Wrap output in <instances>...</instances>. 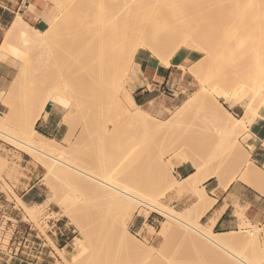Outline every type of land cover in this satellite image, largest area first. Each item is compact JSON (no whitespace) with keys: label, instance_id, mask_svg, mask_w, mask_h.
<instances>
[{"label":"rangeland","instance_id":"rangeland-1","mask_svg":"<svg viewBox=\"0 0 264 264\" xmlns=\"http://www.w3.org/2000/svg\"><path fill=\"white\" fill-rule=\"evenodd\" d=\"M48 1L50 3L51 9L52 1ZM72 1L75 2L76 5L74 4L71 7V10L67 9V11H65L66 13H64L63 16L65 17V26L63 28L64 31L62 30L59 36L54 40L52 44L53 47H51L52 50L48 49L49 47H46L44 44L41 47H27L21 43L18 36H11L10 40L12 46L10 45L9 53L6 54L11 58L10 63L12 64L11 66H14L15 68V74L18 73V69L22 65V58L25 57L23 64L28 66V71L31 77L33 74H35L34 76H36V74L39 76H36V79L34 77L32 78L35 80H33L34 83H36V81H41L40 85L42 84L41 86H37V88L34 87V89L30 91V94L33 92V95H35V97L32 95L35 98H32V100H35L33 102H36L34 104L37 106V104L39 105L41 103L39 101H42L40 99H42L44 96L43 93L47 94V92L49 93L53 90L52 88H55L50 85L51 89L49 91V87L45 88L44 85H47L45 80L47 79V73H50L49 71L52 70L49 69L52 67L50 62H53V60L56 59L59 63L58 65L60 67L62 65L61 68L63 70L58 69V71L60 70V73L57 72L58 74L56 73V70V75H54V70L51 71L55 77L52 76L53 78L50 79L49 84L54 85L57 82L56 87L58 88L59 79L60 82H62L63 79L68 78V80L70 79V81L74 84L73 87H75L73 88L74 91L71 92L73 95L68 93V96L71 95V101H73V111L70 110L71 108H67V102H69L67 94L66 98L60 96V99L58 100L59 103L64 100L67 108V111L60 109L63 115V122L65 117L69 119L68 123H65L68 131L65 137L69 140V142L63 144L66 146L64 149L66 151V158L68 157L67 159H71L70 161L74 160L76 165L87 171L98 173L99 175L106 174L115 178L123 187H127L126 189L129 188L139 192V194L146 195L148 198L156 199V204L162 209L167 210L170 208L177 211H183L184 217L182 218L190 223H195V220H190L191 217L188 218L186 213V208L191 205V202H188L186 206L179 209L166 202L167 194L172 192L170 189L174 179V170L179 167L175 166V160L177 161V157L173 152L177 139L174 134L176 132L169 136H164V131H158L155 129L151 130L141 123H135L128 119H124L120 114L119 106H116V103L119 101L116 102L118 99L115 97L114 92L111 95L110 101L105 102L106 100H104V98L99 95L98 90L95 87H92L94 86L93 82L96 80L94 77L95 70H92L94 69L95 65H97L98 58L96 55L99 53L97 48L99 43L96 42L97 31L93 25L98 12L97 5L99 0H54L53 5L56 6L59 4L61 8L60 10H62ZM137 1L139 0H104L103 3L106 5V8L109 10L110 14L116 15L118 13L120 14L126 12L131 7H133ZM52 8L54 9V7ZM77 8H79V10ZM57 12H59V9L57 10V8L51 11L53 14ZM125 17L127 28H133V21L131 17L128 15ZM226 31H229L228 28H222L221 30L218 29L217 35L215 34V39H207L209 40L208 44L206 42L207 40L205 41L204 38L199 40L197 39V41L193 40L195 41V44H193V41L191 40V46H186L185 44L179 43L180 46L182 45L180 47L179 44H175L174 47L177 49V51L173 57H170L171 62L180 64L181 61H177V58L182 54V51L187 52L188 55L196 54L198 58H196V56V59L190 57L192 61H188L185 66L181 62L182 66L185 68L182 70L176 66H173L178 69H176V74L173 75L168 88H166L165 96L154 100L155 102L153 105L150 106L147 104L143 107L145 110H148L158 122L163 123L167 120H171L182 102L187 99L189 95H193L204 86L207 87V91L210 94L211 99L215 101L218 92L225 91L230 96L233 95L236 88L241 84H247V86L249 85V89L251 90H249L247 94L248 96L246 95L244 98V105H242L240 110L237 108L232 110L233 114L236 116H240L244 113L245 105L249 101H253V105L256 109L259 108L257 110L258 112L261 108H264L262 102L264 99H262L261 96L258 98L253 96L254 90L259 88L257 81L264 78V72L260 71L259 69V59H264V28L258 31L257 29L252 30L250 38H248L246 35L245 37L248 39L246 38L245 42L242 41V43L236 41V39H233V37L228 36V33L234 32V28H232L228 33ZM206 46L207 48L210 47L211 51L213 50V52L217 51L219 56L216 63L213 65L209 63H206L205 65L204 63L203 66L205 70L203 68V71L198 74L200 75L199 77L194 76L192 71H195L196 69V67L193 69L194 65H197L195 62L198 61L199 63L201 58L203 59L202 61H205V58L208 59V57H206L207 55L201 50ZM88 47L89 49L97 48V52H94V55L92 53H87L89 52L86 50ZM132 50L130 49L131 52ZM160 52L168 54V52L165 50H160ZM23 54L25 55L23 56ZM94 56L96 57V59L94 58L95 61L94 59L92 60ZM69 58L70 60L72 59L73 63H75L73 66L74 69L72 72H70L72 73L70 77H68L69 73H65V63L68 62L67 59ZM136 58L138 64H132L130 59L125 60L123 62L124 64L121 62L113 63L109 67L105 68V71H103L104 74L102 72L100 77L105 75L103 78H109L110 76L113 79L112 85L114 87L117 85V82H120L121 84L123 82L126 84L125 88H127L129 84L138 80V75L142 73L143 68L148 66L149 63L158 66L157 57L148 50L141 49L136 54ZM35 60L39 61L37 63H40L38 65H41V69L35 65ZM29 61L31 62L30 67L27 64ZM32 61L34 66L31 65ZM62 62H64V64ZM82 64L85 65V67L88 65L87 68L88 70L91 68L90 71L86 70ZM90 64L94 67H90ZM43 69L46 71V73L43 72ZM131 69L135 70L132 71ZM37 70L40 72L42 70L41 74ZM33 71L35 73L31 74ZM82 73L84 74L85 79L82 78ZM215 73L217 75H215ZM79 75L81 79L80 77L76 79ZM85 75L89 78H87ZM55 78L57 81H54ZM42 80L45 82V84L44 82L42 83ZM77 82H79L78 85ZM83 86L86 87L84 88ZM41 87L44 90L42 95L39 93V91L42 90ZM82 87L84 89H82ZM92 88L95 89L93 90L94 92L92 91L94 96L93 93L92 95L90 93ZM96 90L97 93H95ZM87 92H89L88 95L86 94ZM95 96L96 99L98 98L97 100L95 99ZM120 96L122 99H124L123 91L121 92ZM218 99L223 105H228L229 97H219ZM260 102L262 103L259 104ZM50 103L53 104L52 102ZM53 107L57 109L54 104ZM24 109L25 107L23 106V103L18 101L15 110L11 111L9 114L10 116L8 115L6 122H8V126L11 129H9L10 131L18 130L17 126L20 125L22 111ZM5 112H8V109L0 102V115H3ZM191 113L186 115L188 118L187 122H189L188 126H191L192 123L194 126L190 133L184 137V139L192 148L203 147L202 145H207L209 150L215 151L213 153H218V151H216L218 150L217 147L219 150L220 147L222 148L223 159L220 155L219 158L218 156L217 158L222 159V162L225 161L224 164L221 163L222 165H229L226 174H224L222 178L224 177L225 180H228L232 176L239 174L241 171H244L249 167L251 168V166L255 164L251 158L252 149L249 150L248 148L249 137L246 133L238 132L239 135L237 136L238 133L236 134L237 138L232 139L231 137L224 135L222 131L215 126V124H206L205 120L200 115V112L196 113L195 118L191 116ZM257 117L258 116H256V118ZM36 129L41 132V129L37 125ZM208 156L209 155H207L205 159ZM217 158L215 157V163L217 162L218 164L220 162H218ZM155 161L161 162V166L157 165L158 163ZM169 161L171 164L173 162L172 165L174 167L169 164ZM213 161L214 159L212 160L211 165H216ZM43 163L48 165L51 164L50 160L41 156H33L24 148L14 146L2 136H0V180L4 181L2 175L16 182L22 178L25 186L29 182H33L34 178H30V176L32 175V172H35L34 176H40L41 187L44 189L46 194L44 197V205L48 202L47 205H43L41 208H33V210H29L28 208L24 207L20 200L16 197L17 204H13L15 206L13 209L10 208L13 210V213L12 215L8 214L7 217H14V213L16 212L15 215H19L24 221H30L34 223L45 235L48 244L46 245L45 251L32 255L24 252L22 253L20 248H16V244L11 245L10 247V243L13 239V231L10 230L9 232H6L7 220L9 219L5 217L2 219L0 226V247L5 250L4 257L7 259L15 261L16 264H60V252L57 250V248L71 251L73 247L72 244L81 236L80 229L72 224V222L69 220V217L67 216L68 213H72L74 217L81 218L82 226L84 228H89L94 224H96L98 227H109L113 218L118 217L120 219H125L127 213L133 212L131 220L128 221L125 226L128 227V230L131 235H133V237H136L147 247L156 248L160 252L163 250V254L162 252L160 253L162 254V257L158 259V262H156L157 264H211L209 261H206V257L208 256L199 255L198 252L196 253L195 251L191 250L192 248L185 243L182 242L181 244V237L185 230H189L191 233L196 234L195 231H193L191 228H188L185 224L174 222L172 230L165 235V233L162 232V228L168 219L163 217L160 213L154 211L152 208H149L145 205L141 206V204H133L132 207H130V204H125L123 206H119L117 204L118 206H116V204L111 203L110 199L100 197L92 190L84 187H81V189H76V187L73 186L71 182H69L70 180L67 179L64 171L60 170V172L56 173V170L54 172L53 169L52 172L48 173L47 169L43 167ZM187 164L191 165L190 163ZM61 168L62 167H60V169ZM65 168L63 167L62 169ZM206 172L210 173L211 171ZM91 181L95 182L93 180ZM103 187L111 190L106 186ZM187 193L193 194V192ZM31 211H34V215ZM151 215L156 216L155 223L149 222ZM137 217L146 218L144 228L139 231L131 227L132 221ZM57 220H60L59 223ZM11 222L14 223L12 229L14 230V228H16L18 231L19 225L15 221ZM54 223H58V226L61 227V229L58 230L57 235L64 239L63 241H60L58 246L51 238V234L57 230V225ZM53 226L54 229L51 231ZM258 229L259 228L257 226H252L250 223H247L238 232L225 234L223 236L226 238L230 236L235 240H238V238L242 240H249L251 238L249 231H258ZM61 232H63L64 235L61 236ZM48 233H50V235H48ZM85 240L87 242V252H85V259L82 261V264H120V262L122 263L123 261H130V263L135 264L136 262V258L131 256L122 247H120L113 235L110 233H95L88 231ZM95 241L99 242L97 246L90 245ZM51 250H53V252ZM238 250L244 252L245 256L250 262L264 263V249L262 247H260L257 251L249 249L244 250L242 248L240 249L239 247ZM218 252L226 254V252L221 249H219ZM201 256L202 259L200 258ZM5 260L6 259L0 258V264H6Z\"/></svg>","mask_w":264,"mask_h":264},{"label":"bare ground","instance_id":"bare-ground-1","mask_svg":"<svg viewBox=\"0 0 264 264\" xmlns=\"http://www.w3.org/2000/svg\"><path fill=\"white\" fill-rule=\"evenodd\" d=\"M103 1L104 0H99L98 2V12L96 19L93 22L94 28H96L97 31L96 42L99 43V46H97L99 53L96 55V57L98 58V61L96 60L97 65H95V67L91 64L89 65L90 67H94L92 71L95 70L94 77L96 79V82H93L94 86L92 87H95L98 90L99 95L103 97L104 100H106L105 102L110 101L111 95L114 92L115 97L118 99L116 100V102L119 101L116 103V106H119L120 114L124 119H128L135 123H141L144 126L150 128L151 130L155 129L158 131H164V136H169L174 132L177 133H174L177 139L176 145L173 149V152L177 157V161L175 160V166H182L184 164L190 163L194 168V172L181 179L174 178L170 190L176 191L178 193L193 192V194L198 198L197 202H194L186 208L187 217H191L190 220L193 218V214L197 215V217L195 216L196 219H194L195 223H190L184 218H182L184 217L183 211H177L170 208L167 210L162 209L156 204V199L148 198L146 195L139 194V192H136L132 189H126L127 187H123L115 178L109 175H99L98 173L90 172L83 169L82 167H79L74 163V160L70 161L71 159L69 160L67 159L68 157L66 158V151L64 150L66 146L63 144L69 142L67 138H65L63 141L51 139L36 129V125L44 114L46 106L50 102L59 100L60 96L66 98L69 95L68 93L74 91L73 88H75L73 87L74 84L70 81V79L68 80V78L63 79L62 82H60V79L57 78L59 79V89L56 87L57 82L55 83L56 85L49 84L50 79L53 78L52 76L56 75L55 71L57 70L56 73H60L59 71L62 69V65L60 67L56 59L53 60V62H50V65H52V67L49 68L52 69L51 71L54 70V75L51 71H49L50 73H47V79H45L47 85L42 80V83L44 82L45 84H43L44 87H49V91L51 89L50 85L55 88H52L53 90L51 92H47V94H45L43 93L44 90L41 87L43 91L41 90L42 92L39 91V93L41 95L43 93L44 96H41L42 99L40 100L42 101H39L41 103L35 106L36 104L34 103L36 102H33L35 100H32V98L35 99V95H33V92L32 94H30V91H32L34 87L37 88V86L40 85L41 81H36V83L38 84L34 83L35 80L32 78L34 77L36 79V76H39L37 74L36 76H34V70L33 72H31V74H33V76L31 77L28 71V66H26V64H23V60L25 59V57L22 58V65L18 69V73L14 74V76L12 77V82L10 86L7 89H0V102L4 107L8 109V112H5L3 113V115H0V136H2L12 145L24 148L33 156H41L45 159L50 160V165L46 163L42 164L43 167L47 169L48 173L52 172L53 169L54 172L56 170V173L60 172V170L64 171L65 175L67 176V179L70 180L69 182H71V184L75 186L76 189H81V187H84L89 190H92L96 195L110 199L111 203L116 204V206L130 204V207H132L133 204H141V206L145 205L149 208H152L154 211L160 213L163 217L168 219L164 223L162 228V232L165 233V235L166 233H169V231L172 230L174 222H180L185 224L188 228H191L193 231H195L196 234L191 233V231L189 230H185L181 237V244L182 242L185 243L186 245L192 248L191 250L195 251L196 253L198 252L199 255L208 256L206 257V261H209L211 264H264L263 262H250L249 259H247V257L245 256L244 252L238 250V247L240 249H249L253 251L259 250L260 247L264 249V239L261 238L260 229H258V231L248 230L251 235V238L249 240H242L238 238V241L232 239L230 236V238H226L223 236V234L214 232L210 225H204L199 221V210L202 203L205 200H209L211 203L214 202V199H208L203 189L200 188V185H202L205 181L211 178H217L220 180L221 184L225 188H227L230 184L237 180L240 175L252 176L264 182V164L262 166L263 168H260L257 165L253 164L251 168L249 167L248 169L241 171L239 174L232 176L228 180H225L224 177L222 178V176L226 174L229 165L221 164H224L225 162H222V148L220 147L219 150V148L217 147L218 150L216 151H218V153H213L215 151L209 150L207 145H202L203 147L192 148L190 145L187 144V141L184 139V137L190 133L194 126L193 123L191 126H188L189 122H187L188 118L186 117V115L191 112V116L193 118L196 117L197 112H200V115L205 120L206 124H215V126L219 128L224 135L231 137L232 139L237 138L240 132L246 133L249 137L250 126L255 121L256 116H259V113L257 111L259 108L256 109L253 105V101H249L245 105L244 113L242 115L236 116L233 114L232 110H235L236 108L244 105V98L248 94L249 90H251L249 89L250 86L248 85V87L247 84H241L236 88L233 95L230 96L225 91L218 92L217 98L215 99V101H213L207 91V87L203 85L204 87H202L198 92L194 93L193 95H189V97L182 102L180 107L177 108V111L171 120H167L163 123H160L148 110H145L143 106L138 105L134 102L128 91L125 90L126 84H124L123 82L122 84L120 82H117V85L114 87L112 85L113 79L110 76L109 78H103V76L105 77V75H102V77H100L101 73L105 71V68L109 67L115 62L123 63L125 60L130 59L132 64H138L136 54L141 49L148 50L152 54H154L158 59V66H163L166 68L176 66L181 70L185 69L182 66L181 62L186 56H189L187 52H183L181 50L182 54L177 58V61H181L180 64H175L174 62L170 61V57H173L175 52L177 51V49L174 47L175 44L181 43L185 44L186 46H191V40L197 41V39L199 40L201 38H204L206 41L209 38L215 39L218 29L221 30L222 28H228L229 31L234 28L233 33H228L229 31H226L229 34L228 36L233 37V39H236V41L238 42H245L247 37L250 38L252 30L257 29L258 31L264 28V0H139L133 7H131L126 12L120 14L118 13L116 15L110 14ZM74 4L75 2L72 1L62 10H60L61 8L59 4L54 6V9H59V12L55 14L51 13V11L54 10L51 7L49 15L45 16V19L48 21V25L44 30H39L34 26L30 25L29 22L22 16V14L18 13L15 20L11 23V25L7 28L5 32L4 41L0 47V58H3L6 53H9V47L12 44L10 39L13 35L18 36L20 38L21 43L27 47H41L44 44L46 45V47H49L48 49H51V47H53L52 44L54 40L59 36L60 32L65 26V17H63L64 13H66L65 11H67V9L71 10V7ZM77 9L79 10V8ZM127 15L130 16L133 21V28L131 29L127 28V24L125 22V16ZM250 25L253 26L251 27ZM246 35L247 37H245ZM194 42L195 41H193L192 43L195 44ZM206 42L208 44L209 40H207ZM210 47L207 48L206 46L205 48L201 49L202 52L207 55L206 57H208V59L205 58V61L208 62L202 61V58L199 63L198 61L195 62V64L197 65H194L193 69H195V67L196 69L195 71H192L194 76H200L198 74L203 71L204 63L205 65L206 63L212 65L216 63L217 58L219 56L218 52H213V50L211 51ZM96 49H89L88 47L86 50L89 51L87 53H92L94 55V52H97ZM130 49H133L132 52L130 51ZM160 50H165L168 52V54L161 53ZM24 55L25 54H23V56ZM195 56L196 55L192 57L194 59L198 58L197 56L195 58ZM96 57L94 56L92 60L94 58L96 59ZM67 60L68 62L65 63V73H69L68 77H70V75L72 74L70 72H72V70L74 69L73 66L75 63H73L72 59L70 60V58ZM37 62L39 61H36L35 65H37L41 69V65H38L40 63ZM30 63V61L29 63L27 62L29 67ZM62 63L64 64V62ZM31 65L34 66L33 61ZM82 66L85 67V65L83 64ZM86 66L88 67V65ZM259 66L260 71L264 72V59H259ZM87 67H85L86 70H88ZM58 69L60 70L58 71ZM90 69L88 71H90ZM43 72L46 73L44 69ZM215 75L217 74L215 73ZM79 77L80 75L76 79H78ZM82 78L85 79L84 74L82 75ZM54 81H57L56 78ZM78 83L79 82H77V85ZM257 83L259 85V88L254 90L253 96L255 98L261 96L262 99H264V78L259 79ZM83 87L85 88L86 86ZM83 87L82 89H84ZM93 88L92 90H90L91 95L94 92L93 90H95ZM97 90L95 91V93H97ZM122 91H124V99H122L120 96ZM86 94L88 95L89 92H87ZM70 97L71 95L67 97L69 99V102H67V108H71L70 110L73 111V101H71L72 98ZM219 97H229L228 105H223L219 101ZM18 101L20 103H23L25 109L22 111L21 122L20 125L17 126L18 130H14V132L10 131L11 129L8 126V122L6 121L11 111L15 110ZM262 102L264 105L263 100ZM262 102H260L259 104H261ZM151 104H153V102H151ZM59 106L66 108L64 100L60 102ZM68 120L69 119L65 117L64 123L67 124ZM249 147H251L252 150L254 148L252 145ZM207 155H209L210 157L208 156L205 159ZM219 155L222 157V159H218ZM215 157L220 163H215ZM213 159V162L216 165H211ZM156 163H158L157 165L161 166V162L157 161ZM169 164H171L170 161ZM172 164L171 166L174 167ZM60 167H66L67 169H60ZM206 171L211 172L207 173ZM89 179L95 182H92ZM103 186H106L111 190H108ZM19 200L22 205L28 208L29 210H33V208H41L45 203L44 201V203L29 206L25 204L21 199ZM47 203L45 205H47ZM31 212L34 215V211ZM132 215L133 212H130L127 213L125 219H120L118 217L113 218L109 227H98L96 224H94L92 227L90 226L89 228H84L82 226L81 218L74 217L72 213H68L67 216L69 217V220L72 222L73 225L80 229L81 236L80 238L74 241V243L72 244L73 247L71 251L57 248V250L60 252V262L63 264H82V261L85 259V252H87V242L85 240V237L88 231H92L95 233H110L111 235H113L118 245L122 247L131 256L136 258L135 264H157L156 262H158V259L162 257L163 250L161 251L162 254H160L161 252L158 249L153 247H147L136 237H133V235H131L128 230V227L125 225L128 223V221L131 220ZM98 243V241H95L90 245L97 246ZM219 249L225 251L226 254L218 252ZM200 258L202 259V256ZM120 264L132 263H130V261H123L122 263L120 262Z\"/></svg>","mask_w":264,"mask_h":264},{"label":"crops","instance_id":"crops-1","mask_svg":"<svg viewBox=\"0 0 264 264\" xmlns=\"http://www.w3.org/2000/svg\"><path fill=\"white\" fill-rule=\"evenodd\" d=\"M51 1V7H54V0ZM49 11L50 3L48 0H0V47L4 41L7 28L15 20L18 13L22 14L30 25L39 30H44L48 25L45 16L49 15ZM194 55L196 54L186 57L182 64L185 66L188 61H192L190 57ZM0 60V89H7L10 86L8 84L12 82L15 68L11 66V58L7 54ZM176 69L178 68H166L149 63L148 66L143 68L142 73L138 75V80L129 84L125 90L128 91L131 98L138 105L144 107L149 104L151 106L154 104V100L165 96L166 88H168L173 75L176 74ZM52 103L57 109L53 107V104L49 103L37 126L41 129V133L48 138L63 141L68 131L63 122V115L60 109L67 111V108L60 107L58 100ZM241 107L237 109L240 110ZM258 113L259 116L250 126L249 133L251 137L249 136L250 138H248V148L250 150L249 146L251 145L254 147L251 153L252 161L257 166L262 167L264 164V108H261ZM193 172L194 168L192 165L184 164L174 170L173 176L181 179ZM34 173L32 172L30 176V178H34L33 182H29L25 186L22 178L16 182L2 175L4 181L0 180V226L3 218H8V214L12 215L13 210L11 209L15 207L13 204H17L16 197L29 206L44 203L46 194L41 187L40 176H34ZM200 188L203 189L208 199H214L212 203L209 200H205L200 207L199 221L202 224L210 225L214 232L225 235L238 232L244 225L250 223L260 229L261 238L264 239V182L252 176L240 175L227 188L217 178L205 181L200 185ZM197 201L198 198L194 194L187 192L178 193L172 191L166 197V202L178 209L186 206L188 202L193 204ZM15 214L16 212L14 217H10L7 220L6 232L13 231L10 247L16 244V248H20L22 253H28L29 255L45 251L48 244L45 235L34 223L26 222ZM195 216L197 217L196 214H193V220L196 219ZM155 218L156 216L151 215L149 222L155 223ZM11 221H15L19 225L18 231L16 228L12 229L14 223ZM59 221L57 220L58 223ZM145 222L146 218L137 217L132 221L131 227L138 231L142 230ZM58 223H54L57 225V230L51 234V238L57 246L60 241L64 240L57 235L58 230L61 229ZM53 229L54 226L51 231ZM62 235H64L63 232H61ZM51 251L53 252V250ZM4 254L5 250L0 247V258L6 259V264H16L15 261L4 257Z\"/></svg>","mask_w":264,"mask_h":264}]
</instances>
